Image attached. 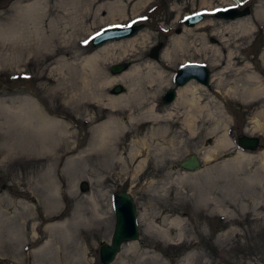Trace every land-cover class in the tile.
I'll return each mask as SVG.
<instances>
[{
    "label": "rangeland",
    "instance_id": "374dc122",
    "mask_svg": "<svg viewBox=\"0 0 264 264\" xmlns=\"http://www.w3.org/2000/svg\"><path fill=\"white\" fill-rule=\"evenodd\" d=\"M31 1L0 0V31H13L21 21L24 22V45L28 48L38 40L31 21L23 12ZM42 1L49 9L47 21L53 22L55 35L49 47L36 54L21 56L20 67L10 70L12 66H7L2 52L5 50L2 49L11 48L13 43L9 38L0 36V123L2 115L7 114L6 108L14 110L25 99L38 101L42 108L52 110L53 115L65 118L73 136L71 141L79 144L74 159L71 154L60 155L53 166L51 181L57 188L61 211L67 220L81 210L88 213L96 209L103 214L102 220L94 226L85 227L80 237L87 264H102L99 248L110 244L116 222L112 196L118 193L129 194L134 202L139 237L134 242L123 244L111 264H264V164L260 160L264 153V119L259 129L254 128L253 123L257 113L264 110V95L236 100L225 94L231 81L250 73L257 74L264 86V0H150L136 12L133 11L134 3L124 0L125 18L103 26L105 21L101 26L93 8L81 27H75L63 18L61 9L57 8L62 0ZM72 2L68 0V7L73 6ZM83 5L84 0H78L79 10L83 9ZM227 7L248 8V13L241 19L249 23V35L242 37L235 31H226L220 28L223 20L209 17L214 10ZM21 11L24 14L20 16ZM71 12L75 13V10ZM192 13L203 14L205 18L196 25L200 27L198 30L186 34L183 20ZM105 16L106 13L100 18ZM68 22L71 23L69 26ZM132 22L139 23L137 26L140 27L134 36L141 33L148 37L138 43L134 51L125 54L117 52L109 60H101L100 66L107 76L120 74L111 73L112 66L126 65L128 69L133 65L130 56L134 52L141 53V63H160L161 51L177 35H187V47L179 52V60H183L173 63V67L161 63L165 69L164 79L170 85L154 102L160 119L154 123H136L123 137L122 134L119 137L124 150L126 147L137 149L139 143L146 142L139 158L123 170L121 162L84 158L82 151L87 147L92 129L108 115L106 108L94 103L90 97L96 94L102 95V99L119 96L126 93V88L119 83L97 86L98 79L93 80L89 73L84 72L90 79L84 93L79 91L78 80L82 78V58L96 51L90 43L91 37ZM61 36L65 39L61 40ZM160 43L163 49L158 58H151L150 50ZM203 44L208 48L203 50ZM58 59L72 64L75 72L70 73L65 67L62 69L65 73L58 75L55 63ZM188 63L206 65L211 73L208 88L200 87L194 81L188 83L197 93L199 107L203 108L198 113L174 103L180 89L174 85V75L180 66ZM77 73L78 78L75 79ZM62 79H72L74 83L73 89L63 91L67 101L65 105L61 104V100H51L47 96L48 89ZM117 85L123 88L122 93L112 94L111 90ZM170 89L176 90L177 95L171 104L165 105L162 97ZM71 90L77 91L73 98L70 97ZM92 116L96 119L90 122L88 119ZM221 117L227 124L225 131L229 145L213 153L216 139L223 132V129L214 126L222 124L219 122ZM188 121L192 122V131L186 127ZM5 131L7 128L0 125V134ZM24 133L27 137H36L34 133ZM243 135L259 138L256 151H243L236 145L235 140ZM157 148H162L161 154H158ZM192 155L201 160V168L185 172L179 164ZM122 158L126 160L127 151ZM141 159H146V162L136 171V164ZM127 163L130 164L129 161ZM46 164L42 159H36V155L22 153L4 160L0 137L2 218L20 212L19 204L24 202L39 208L34 213L44 212L41 188L46 181L41 180L38 174L42 169L44 171ZM82 185L87 186L85 190ZM26 220L30 227L29 217ZM19 223H22L20 219ZM6 230L4 225L0 264H27L26 258L32 262L29 249L20 254V247H11L5 242L8 238ZM25 235L24 244L35 238L28 232ZM131 245L136 251L129 262L125 254ZM154 257L156 261H153Z\"/></svg>",
    "mask_w": 264,
    "mask_h": 264
},
{
    "label": "bare ground",
    "instance_id": "6f19581e",
    "mask_svg": "<svg viewBox=\"0 0 264 264\" xmlns=\"http://www.w3.org/2000/svg\"><path fill=\"white\" fill-rule=\"evenodd\" d=\"M72 1V7H68V0H62L57 5V8L61 9L63 18L71 21L72 25H75V27H81L84 18H88L93 8H95L97 13L95 16H98L97 23L101 26V23L105 21L107 22L103 23V26L104 24L115 23L126 17V6L123 5V2H125L124 0H113L108 2L104 0H84L83 9L80 10V7H78V0ZM149 1L150 0H130V2L134 3L133 11L135 12L145 6ZM73 9L75 13L71 12ZM78 11H80V13H78ZM23 12L31 21L38 40L31 48L24 45L26 26L22 21L13 31H0L1 38H9L11 43H13L11 48L2 49L5 50L2 52L8 64L7 66H9V64L12 66L10 70H16L20 67L19 58L21 56H29L31 53L36 54L42 48L49 47L48 45L55 36L53 33V22L51 20L47 21L49 9H47V4L44 1L33 0L29 2L25 6ZM23 12H20V16L24 14ZM104 13H106L105 18H100ZM26 17L24 16V18ZM257 18L258 17H256V19ZM222 22L220 28L226 31H235L242 37L251 33L249 23L241 18ZM70 24L69 22L67 23L68 26ZM184 27L187 30L185 31L186 34H192L194 29L198 30L200 28L199 26L195 28ZM214 31L216 32V30ZM186 34L171 38L167 47L160 53V63H141V58L139 57L141 53L134 52L130 56V62L134 64L123 73L113 77L107 76L104 73L103 68L100 66V61L109 60L112 56L114 57L117 55V52L125 54L128 51H134L136 45L142 43L148 36L138 33L136 36L130 38L109 42L96 49L92 54L82 58L80 62L82 78L78 80V82L80 81V92L82 90L85 93L90 82V79L84 72L89 73L91 79H98L96 83L97 86H110L119 83L126 88V93L119 96H107L105 99H102V95L96 94L90 97L94 100V103L101 104L106 108L108 115L104 121L100 122L92 129V136L89 139L87 147L82 151V157L102 158L104 161L112 163L121 162L123 170H127L131 163L139 158V155L144 150L143 147L146 145V142L139 143L140 146L137 149H133V147L128 149L126 147L127 150L126 148L124 150V146L120 142L121 139H119V137L121 134L123 137L126 134L125 132H128L129 128L136 123H154L160 119L156 114L158 112V107L154 106V102L158 99L163 89L170 85L169 81L164 79L165 69L163 67L165 65L173 67V63H178L183 60H179L181 58L179 52L187 47ZM60 39L64 40L65 37L61 36ZM202 46L203 50L207 47L205 44ZM187 56L192 57L191 55ZM55 63L58 65V75L65 73V71L62 70L65 67L70 73L75 72V67L67 63L65 59H58ZM161 63H163L164 66H162ZM77 78L78 73L75 79ZM197 85L203 87L200 84ZM73 87L74 83L72 79H62L57 82L54 87L48 89L47 96L51 100H61V104L65 105L67 101H65V93L63 91L73 89ZM192 90L190 84L181 87L178 90L177 101L174 103L175 106H185L190 109L192 113H198L200 109L203 108L199 107V102L196 99L197 93ZM70 94V97L73 98L77 95V91L71 90ZM225 94L236 100L255 98L264 95V86L257 74L253 75L250 73L246 74L244 78L235 79L234 82L231 81L226 87ZM6 109L7 114L2 115L0 123L1 126L7 128V131L0 134L3 159L15 158L22 153V155H36V159H42V162H47L44 166V171L42 169L38 174L41 180L46 181V184H43L44 188L41 186V189H43L45 210L42 214L34 213L33 211H38L39 208H33L28 205L27 202H24L19 204L21 211L15 212L12 217L2 218L1 216L4 214L0 213V244L4 242L3 230L5 225L8 234L7 241L5 242H7L8 245L10 244L11 247H20V254L28 249L30 250L29 255L32 258V262L26 258L25 263L27 264H87L88 261L84 253V247L81 245L82 241L80 237L83 229L85 227L94 226L96 223L100 222L103 214L96 209H92L88 213L81 210L74 214L70 220L65 219L61 211L57 188L51 181L54 172L53 166L60 155L71 154L73 155L72 159H74L79 142L71 141L73 136L70 129L67 127L68 123L65 121V118L61 115H53L52 110L48 107L42 108L38 101L25 99L16 109ZM3 110H5V108H3ZM191 111H189V114L192 116V113H190ZM194 116L195 115H193V118ZM94 119H96V117L92 116L89 117L88 120L93 122ZM263 119L264 110H260L253 121L254 128H261L263 126ZM219 122L222 124L214 126L217 129H223V132L216 139L213 153L229 145V139L225 131L227 126L225 119L221 117ZM191 123V121L186 123L187 129L190 131L193 130ZM25 131L36 134V137H32L33 139L27 137L24 133ZM125 151H127L126 160L122 158ZM157 151L158 154H161L162 148H157ZM36 152L37 154H34ZM209 156L210 155L207 153V157ZM260 160L261 163L264 164V153H262ZM127 161H129L130 164H128ZM37 162L41 163L39 160ZM145 162L146 159L138 161L135 170L141 169ZM28 217L32 224L30 227L29 222L26 220ZM19 219L22 221L21 224L19 223ZM26 232L37 238V240L32 237L31 241L24 244L23 241L26 240ZM145 233L147 234V230ZM161 233L165 235V233ZM132 245L125 254L129 262L132 256L135 255L133 253L136 251V248ZM152 259L153 261L157 260L156 257Z\"/></svg>",
    "mask_w": 264,
    "mask_h": 264
},
{
    "label": "water",
    "instance_id": "95a60500",
    "mask_svg": "<svg viewBox=\"0 0 264 264\" xmlns=\"http://www.w3.org/2000/svg\"><path fill=\"white\" fill-rule=\"evenodd\" d=\"M248 8L238 10L234 7H229L224 10L215 12V16L224 21L239 19L248 13ZM203 20L201 15L188 16L185 20L186 27H194L197 23ZM137 27H125L105 31L98 34L93 39V46L95 49L103 45L134 36L138 30ZM163 45L160 43L150 50L149 56L157 59ZM126 65H115L111 67V73L117 74L125 71ZM210 74L207 67L197 64H186L181 66L174 76V85L179 88L183 87L191 81H195L203 87H209ZM123 88L119 85L115 86L112 94L122 93ZM176 98V91L174 89L168 90L162 97V102L165 105L171 104ZM236 144L244 151L254 152L258 149L260 140L257 137L240 136L236 139ZM180 168L187 172H194L201 168V160L195 156L180 162ZM86 185H82V189H86ZM112 207L115 214L116 222L114 231L111 237L110 244H103L99 248V258L102 264H111L117 254L120 252L121 246L125 243L134 242L139 237V229L137 224V213L134 202L129 194L118 193L112 196Z\"/></svg>",
    "mask_w": 264,
    "mask_h": 264
}]
</instances>
